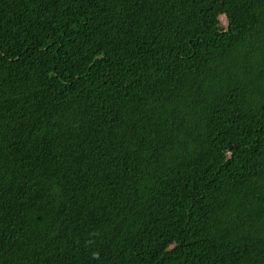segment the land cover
<instances>
[{
  "label": "trees",
  "instance_id": "16d2710c",
  "mask_svg": "<svg viewBox=\"0 0 264 264\" xmlns=\"http://www.w3.org/2000/svg\"><path fill=\"white\" fill-rule=\"evenodd\" d=\"M0 264H264V0H0Z\"/></svg>",
  "mask_w": 264,
  "mask_h": 264
},
{
  "label": "rangeland",
  "instance_id": "374dc122",
  "mask_svg": "<svg viewBox=\"0 0 264 264\" xmlns=\"http://www.w3.org/2000/svg\"><path fill=\"white\" fill-rule=\"evenodd\" d=\"M224 20V19H223Z\"/></svg>",
  "mask_w": 264,
  "mask_h": 264
}]
</instances>
